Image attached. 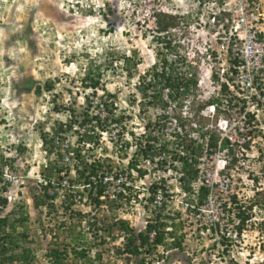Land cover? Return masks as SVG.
Segmentation results:
<instances>
[{
  "label": "rangeland",
  "instance_id": "rangeland-1",
  "mask_svg": "<svg viewBox=\"0 0 264 264\" xmlns=\"http://www.w3.org/2000/svg\"><path fill=\"white\" fill-rule=\"evenodd\" d=\"M204 1L0 0V149L7 158L5 164L9 163L3 175L15 173V182L5 192L0 184V194L7 198L1 215H8L11 222L20 214L26 217L24 227L15 222V233L24 235L22 244L34 254L32 264H53L54 255L49 254L52 248L61 252L57 264H125L127 260L131 264H264V208L247 210L243 206L247 223L244 230L236 233L237 209L231 199L234 195L239 205H245L257 190L264 191V130L249 132L252 139L245 147L243 164L231 151V161L225 169L231 186L203 211L190 205L195 204V196L180 187L178 174L151 165L142 169L148 174L143 180L148 189H136L126 211L107 209V205L91 209L83 206V211L62 215L34 205L39 193L36 178L45 161L40 129L50 130L53 122H66L71 108L76 114L83 112L86 96L93 102L113 96L114 116L106 117L102 106L99 116L109 124L106 132H122L121 146L114 147L104 134L98 149L90 152L92 156L107 154L113 166H126L139 138H146L143 132L172 148L178 140L188 139L187 134L196 136L208 129L219 135L213 120L198 117L197 110L206 102L212 86L207 77L210 62L203 55L205 42L213 47L217 37V27L209 24V6L214 4L204 6ZM158 10L184 15L162 34L180 44V52L196 68L200 86L185 98L181 108L140 110L138 101L142 96L136 88L139 74L158 60V51L168 60L173 58L165 53L164 44L152 38L156 34L152 14ZM109 43L115 45L111 56L105 54ZM83 44L95 46L92 54L99 53L92 63L81 53ZM133 50L136 67L129 77L121 57ZM88 72L98 80L96 89L86 88L81 81ZM49 78L54 81L51 90L44 87ZM166 92L163 90L164 95ZM177 115L182 118L175 123ZM115 118L120 120L118 124L112 121ZM180 123L186 132L179 130ZM20 145L24 148L21 152L17 149ZM199 162L200 171L209 174L213 159L203 155ZM158 176H166L163 180L172 194L165 206L161 205L162 213L181 222L177 232L180 247H158L139 255L118 253L125 241L119 229L122 221L138 232L159 210L149 200L150 185ZM215 221L219 223L216 226Z\"/></svg>",
  "mask_w": 264,
  "mask_h": 264
},
{
  "label": "built area",
  "instance_id": "built-area-1",
  "mask_svg": "<svg viewBox=\"0 0 264 264\" xmlns=\"http://www.w3.org/2000/svg\"><path fill=\"white\" fill-rule=\"evenodd\" d=\"M208 4H214L212 7L209 6L211 11L209 24L217 27V31H215L217 37L213 47L212 44L205 42V58L210 62L207 77L212 85L206 101L210 99L215 101L200 109L198 117L201 115L211 118L213 127L217 132H220V136L218 135L216 149L210 154V151L207 150L208 136L206 135L201 156L196 164L199 173L197 179L192 183L193 196H197L201 186L209 188L202 204L197 207L196 199H194V205L190 204L198 211L213 206V202L220 194L226 192L231 186V178L225 171L231 161L230 150L236 152L235 155L238 157V161L240 160L239 163L243 164V158L247 152L245 147L252 139L249 132H263L264 130V0H206L202 3L204 6ZM221 16L223 18H219ZM197 86H200L199 78ZM173 120L175 123L178 122L176 117ZM73 129L75 131L51 132L53 135L52 144L55 146V150L51 153L52 160L69 166V169L65 171L63 168L57 175L54 174L49 179L44 178L42 174L36 178L39 189L44 187L46 193L51 196L50 200L55 208L54 214L56 210L57 214H62L63 207H67L64 214L66 212L71 214L78 209L83 211V206H88L90 209L97 206L90 192L93 196L97 195L99 184L102 187L98 196L102 201L100 206H104L105 201L115 200L121 203L118 210H128L130 202H126V196L134 193L138 188L148 189L143 183L148 174L145 171L143 175H140L138 171V169H146L147 165L166 168L173 174H178L180 183L181 162L173 157L174 148L166 147L163 145L164 142L154 136L148 137L145 132L142 135H145L146 138L143 140L139 138L140 141L136 144L134 155L126 163V166L102 167L96 174L79 178L75 169L79 161L75 152L71 150L79 148L82 154H87L89 148L97 150L98 147L93 142H85L82 137L84 128L76 126ZM99 134L97 138L99 145L103 139L102 135L106 134L109 143L116 148L121 146L119 136L122 132H117L114 129L111 132H99ZM199 134L196 136L187 134V142H191V139L197 140V143L201 142ZM223 141H227L226 147H221ZM195 143L193 145L196 146ZM56 151L61 154V157ZM177 152L185 154L181 149ZM203 155L213 159L209 174L200 171L201 162L199 161ZM87 161L90 162L91 159H87ZM163 179H166V176H158L157 180L152 183L157 185L153 199L150 201L154 207H160L172 196ZM119 195L124 196V200L121 201L120 197L118 198ZM214 212L215 220L218 221L217 206H215ZM216 221L213 222L214 226L219 224ZM239 221L238 216H235V228ZM235 232L237 233L236 229ZM153 236L154 232L150 233V240Z\"/></svg>",
  "mask_w": 264,
  "mask_h": 264
},
{
  "label": "trees",
  "instance_id": "trees-1",
  "mask_svg": "<svg viewBox=\"0 0 264 264\" xmlns=\"http://www.w3.org/2000/svg\"><path fill=\"white\" fill-rule=\"evenodd\" d=\"M152 15L155 21L156 32L152 38L155 39L158 44H164V49L166 51L165 53L171 54L173 58L168 60L165 56H163L162 52L158 51L156 53L158 60L155 61L150 66V68L146 70V72L139 74L136 88L142 96V99L138 101L140 110H146L148 107H153L154 109H160L162 111H165L167 108L172 106L181 108L185 103V98L191 95L197 88V71L193 64L187 59L186 54L180 52V44L170 37L166 39L165 34L162 33H166L170 27L177 25L178 21L184 19L185 17L184 15L166 13L162 12L161 10L154 11ZM219 18L223 17L221 16ZM108 54L111 56L113 55V52H109ZM135 54L136 52L133 50L128 56L124 55L121 57L124 69L127 71L129 77L132 76V69L136 67V62L133 60ZM112 61L113 60H111L110 63ZM90 62L92 63V60ZM100 65L101 64L96 65V69L99 70ZM86 80H89V82L85 83ZM81 81L84 82L83 85L86 88L96 89L98 80L91 75V72H88ZM44 87L48 90H51L54 87L53 79L49 78L45 82ZM163 90L167 91L165 95L163 94ZM112 97V95H108V98L97 103H93V100L90 99L89 96H86V106L83 109V112L76 114V110L71 108L69 109L71 114L66 122H53L50 130L48 131L40 129L41 140L42 143H44L42 151L44 152L45 157V161L41 164L40 172L44 178L49 179L53 177L54 174L57 175L63 168H65V171L69 169V166L61 165L57 162V160H52L51 153L55 150V146L52 144V133L69 132L73 130L74 125L77 124L79 128H84L82 137L85 142H93L98 147L99 142L97 138L100 135V129L104 128L103 130L106 132L108 131L109 125L108 123H103L104 120L101 118V116H99L101 115L99 107L102 106L103 110L106 111V117H108V114L113 117L114 108L112 107ZM213 101L214 100H211L210 102ZM202 107L203 104H200L197 106V110H200ZM159 115H161V113ZM79 117L80 119H78ZM174 117H176L177 121H180L182 118L180 115ZM112 121L117 124L120 122V120L117 118L112 119ZM178 127L181 132H186L183 123H180ZM77 132L79 131L77 130ZM206 135L208 136L207 150H209L211 154L217 147L219 136L210 133L209 130L202 131L199 134L201 142L198 143L195 139H191V142H187V139L180 141L175 139L177 142H175V148L172 151L173 157L175 159H179L181 162V167L179 169L180 187L191 196H193L194 193L192 182L197 179L199 173L196 164L198 162V158L201 156ZM194 142H196V146L193 145ZM124 143L126 146L128 145V142ZM226 146L227 141H223L221 147ZM17 149H19L20 152L24 150L21 145L18 146ZM180 149L185 153L184 155L177 152V150L179 151ZM91 150L92 149L89 148L87 150V154H82L79 148L71 150L72 152H75L77 155V160L79 161V163L75 166L76 173L79 178H86L89 174H96L97 171H100L102 167L107 168L113 166L111 164L112 158H110V156L107 154L106 156H100V154L97 155L95 153L94 156H92L90 155ZM56 153H58V155L61 157V154L58 151H56ZM87 159H91V161L89 162ZM5 160H7V158H4L0 149V183L2 181L3 168L4 166L9 165V163L5 164ZM138 171L140 175L145 173V170L142 171L138 169ZM156 186V183L151 185L149 191L151 195L149 200L153 199V193L156 191ZM6 188L7 185L2 184V189L4 190ZM101 188V184H99L97 195L95 196H93V194L90 192L93 201L96 202V205L99 208L102 207H100L102 201H100L98 198L101 193ZM208 192L209 188L205 186H201L199 188L197 196L195 197V205L197 207L204 202ZM119 197L121 201L124 200V196L119 195L118 198ZM131 197H134L133 193L126 196V202H130ZM50 199L51 196L46 193L45 188L43 187L41 189L40 187L39 193L35 197L34 205L36 207H47L49 212L53 211L55 208L53 202H51ZM231 199L234 207L237 209L236 214L240 219L239 223L236 224V231L239 233L246 226L248 219V215L245 214L244 209L251 210L253 208H264V191L257 190L256 193L248 199L245 205H239V200L234 195L231 196ZM104 203L107 205L106 208L111 210H118L121 205L120 202L115 200L107 202L105 201ZM6 204L7 199L0 195V211L6 206ZM163 206H165V203ZM163 206L159 207V210L157 209L153 218H150L147 221L145 227L138 232H135L126 221H122L119 229L122 231L125 241L123 245L118 248V253L139 255L141 253H146L149 250L157 249L158 247H180V241L178 240L179 237L177 236V232L181 227V222H175L174 218L172 219V217L169 215L163 214ZM243 206H245L244 209L242 208ZM62 209V215H64L67 207H63ZM55 214H57V210L55 211ZM77 214L80 213L77 212ZM25 220L26 217L20 214L18 218L13 220L14 222H11L9 221L8 215L2 216L0 214V264H32L34 254L32 253L30 247L24 246L22 244V241L24 242V235L22 232L15 233V228L17 227L15 222L19 226L24 227L23 221ZM152 232H154V236L152 240H150V233ZM79 253H82V251ZM49 254L54 255L53 264H57L61 260V252L57 248H52ZM125 264L131 263L127 260Z\"/></svg>",
  "mask_w": 264,
  "mask_h": 264
},
{
  "label": "clouds",
  "instance_id": "clouds-1",
  "mask_svg": "<svg viewBox=\"0 0 264 264\" xmlns=\"http://www.w3.org/2000/svg\"><path fill=\"white\" fill-rule=\"evenodd\" d=\"M78 2H76L75 4H77ZM92 44V43H91ZM83 46V49H82V52L81 53H84L83 55L84 56H86L87 58L89 57V59L90 60H95V58L98 56V52H95V54H92V52H91V49L92 48H94L95 46H93V45H86V44H83L82 45ZM107 52H105V54L106 55H108V53L109 52H113L114 50H115V45L114 44H112V43H109V44H107ZM103 51V50H102ZM205 57H206V54L204 53L203 54ZM198 76V75H197ZM198 83V82H197ZM198 87V86H197ZM211 100H214V99H210L209 101H206L205 103H201V104H203V107L206 105V104H209V103H212V102H210ZM215 101V100H214ZM213 101V102H214ZM202 107V108H203ZM201 108V109H202ZM48 131V130H47ZM210 131V130H209ZM40 140H41V136H40ZM41 143H42V140H41ZM43 145H44V143H42V147H43ZM231 151H233V150H230V153H231ZM44 162V161H43ZM42 162V163H43ZM41 163V164H42ZM41 173V172H40ZM12 174H15V173H13V171H12V173H11V176H7V173L6 174H4L3 176H2V181H1V183L2 184H6L7 185V187H9V186H11L14 182H15V176H13ZM4 177V178H3ZM0 183V184H1ZM193 183V182H192ZM7 190V188L6 189H2V192H5ZM1 195V194H0ZM2 196V195H1ZM3 197H5L6 198V196H3ZM7 199V198H6ZM2 213V209H1V211H0V214Z\"/></svg>",
  "mask_w": 264,
  "mask_h": 264
}]
</instances>
